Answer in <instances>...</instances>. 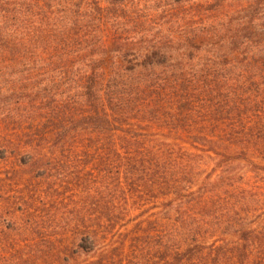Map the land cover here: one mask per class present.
I'll return each instance as SVG.
<instances>
[{
  "label": "trees",
  "instance_id": "1",
  "mask_svg": "<svg viewBox=\"0 0 264 264\" xmlns=\"http://www.w3.org/2000/svg\"><path fill=\"white\" fill-rule=\"evenodd\" d=\"M0 264H264V0H0Z\"/></svg>",
  "mask_w": 264,
  "mask_h": 264
}]
</instances>
